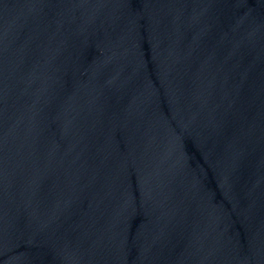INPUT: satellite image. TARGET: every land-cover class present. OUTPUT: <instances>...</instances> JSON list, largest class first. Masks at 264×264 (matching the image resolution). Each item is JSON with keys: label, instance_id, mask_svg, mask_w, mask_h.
Returning a JSON list of instances; mask_svg holds the SVG:
<instances>
[{"label": "water", "instance_id": "water-1", "mask_svg": "<svg viewBox=\"0 0 264 264\" xmlns=\"http://www.w3.org/2000/svg\"><path fill=\"white\" fill-rule=\"evenodd\" d=\"M0 264H264V0H0Z\"/></svg>", "mask_w": 264, "mask_h": 264}]
</instances>
